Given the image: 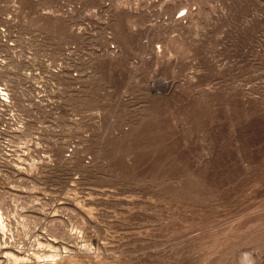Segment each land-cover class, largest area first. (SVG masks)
Returning <instances> with one entry per match:
<instances>
[{
    "label": "rangeland",
    "instance_id": "rangeland-1",
    "mask_svg": "<svg viewBox=\"0 0 264 264\" xmlns=\"http://www.w3.org/2000/svg\"><path fill=\"white\" fill-rule=\"evenodd\" d=\"M0 264H264V0H0Z\"/></svg>",
    "mask_w": 264,
    "mask_h": 264
},
{
    "label": "bare ground",
    "instance_id": "bare-ground-1",
    "mask_svg": "<svg viewBox=\"0 0 264 264\" xmlns=\"http://www.w3.org/2000/svg\"><path fill=\"white\" fill-rule=\"evenodd\" d=\"M178 19H179V21H180V20H182V18H181L180 16H179V18H178Z\"/></svg>",
    "mask_w": 264,
    "mask_h": 264
}]
</instances>
